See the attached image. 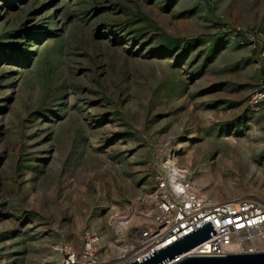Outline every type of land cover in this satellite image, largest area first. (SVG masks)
<instances>
[{"label":"rangeland","instance_id":"rangeland-1","mask_svg":"<svg viewBox=\"0 0 264 264\" xmlns=\"http://www.w3.org/2000/svg\"><path fill=\"white\" fill-rule=\"evenodd\" d=\"M246 35L264 54V0H0V264L89 230L118 262L172 158L211 200L264 199Z\"/></svg>","mask_w":264,"mask_h":264},{"label":"built area","instance_id":"built-area-1","mask_svg":"<svg viewBox=\"0 0 264 264\" xmlns=\"http://www.w3.org/2000/svg\"><path fill=\"white\" fill-rule=\"evenodd\" d=\"M236 35L233 39H236ZM251 37L255 38L246 35L253 49L257 50V55L264 56L262 41L254 42ZM258 67L261 78L251 96L250 106L254 112L264 116V64L260 59ZM138 204L144 209L142 216L148 220L126 234L130 237V245L126 255L118 262H111L103 254L100 235L89 230L84 234L80 249L71 246L61 248V258L57 264L141 263L155 252H161L210 223L217 236L167 264H177L189 258L264 254V199L242 197L220 202L211 200L201 194L188 170L180 166L175 158L165 162L153 190L141 196ZM120 226H123L122 222Z\"/></svg>","mask_w":264,"mask_h":264},{"label":"water","instance_id":"water-1","mask_svg":"<svg viewBox=\"0 0 264 264\" xmlns=\"http://www.w3.org/2000/svg\"><path fill=\"white\" fill-rule=\"evenodd\" d=\"M215 236L217 233L210 223L161 252H155L143 262L134 264H167ZM177 264H264V254L225 258H189Z\"/></svg>","mask_w":264,"mask_h":264},{"label":"bare ground","instance_id":"bare-ground-1","mask_svg":"<svg viewBox=\"0 0 264 264\" xmlns=\"http://www.w3.org/2000/svg\"><path fill=\"white\" fill-rule=\"evenodd\" d=\"M136 218L138 219V221H139L140 223H142L143 221L148 220V219H146V216L143 217L142 215H139V216H137ZM127 226H128V225H127ZM127 230H128V227H125L124 229L120 227V228L118 229L117 233H118L119 235H121V236L124 235V236H123V238H124V237H126V231H127Z\"/></svg>","mask_w":264,"mask_h":264},{"label":"trees","instance_id":"trees-1","mask_svg":"<svg viewBox=\"0 0 264 264\" xmlns=\"http://www.w3.org/2000/svg\"><path fill=\"white\" fill-rule=\"evenodd\" d=\"M240 37V36H239Z\"/></svg>","mask_w":264,"mask_h":264}]
</instances>
